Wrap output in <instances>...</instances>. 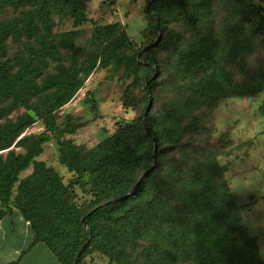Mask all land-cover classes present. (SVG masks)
I'll return each instance as SVG.
<instances>
[{
  "label": "trees",
  "instance_id": "trees-1",
  "mask_svg": "<svg viewBox=\"0 0 264 264\" xmlns=\"http://www.w3.org/2000/svg\"><path fill=\"white\" fill-rule=\"evenodd\" d=\"M213 1L153 0L148 19L154 29L167 30L180 19L178 6L184 19L197 24ZM235 1L249 21L240 46L264 40V6ZM6 6L27 8L21 16L0 21V121L4 119L0 124V151L8 149L0 154V219L19 210L31 224L33 244L46 243L62 264H82L91 250L105 254L111 264H133L129 246L143 239L149 241L148 259L152 264H264L258 238L248 232L241 207L223 178L226 167L216 161L204 173L173 168L169 172L172 183L164 182L161 174L144 179L134 195H129L134 171L172 149L159 147L155 152V143L162 146L163 141L187 131V127L175 125L166 133L154 117L142 119L147 109L94 148L62 140L60 159L76 175V182L88 175L94 194L107 198L104 202L98 199L90 208L77 206L72 201L74 182L65 184L59 173L37 159L45 143L75 130L59 127L57 110L75 97L98 65L105 67L112 60H122L127 49L136 52V64L129 67L128 76L132 74L145 83L147 93L158 84L155 68L160 70V62L150 46L136 48L118 23H95L93 39L98 47L82 59V47L74 42V31L55 34L52 13L62 11L76 24L83 23L88 20L84 0H0V11ZM228 21L226 38L200 37L192 42L188 55L190 62L206 57L212 64L198 95L210 97L213 103L228 94L248 97L264 92V79L235 83L232 74L220 65L225 57L223 42L237 39L242 28L238 15ZM9 41L24 46L12 58H8ZM64 48L70 53L63 54ZM142 50L139 61L137 53ZM7 100L10 102L5 104ZM150 102L149 112L152 99ZM18 105L26 112L15 120L8 118ZM259 110L264 116V100ZM38 118L45 130L23 134ZM14 143L25 151L10 148ZM29 167H33L32 173L21 178V172ZM177 193L181 199L176 204L172 197ZM169 205L175 211L166 218Z\"/></svg>",
  "mask_w": 264,
  "mask_h": 264
},
{
  "label": "rangeland",
  "instance_id": "rangeland-1",
  "mask_svg": "<svg viewBox=\"0 0 264 264\" xmlns=\"http://www.w3.org/2000/svg\"><path fill=\"white\" fill-rule=\"evenodd\" d=\"M84 1L88 20L83 23L76 24L73 17L63 16L62 11L52 13L55 34L60 36L64 32L74 31V42L82 47L81 58L84 59L98 47V42L93 39L95 23H118L126 30L136 48H153L160 62V70L155 68L158 73L155 81L158 84L153 92L147 93L145 83L132 74L128 76L129 67L136 64L134 50L127 49L125 58L112 60L108 66L98 65L86 77L85 84L75 97L56 112L59 127L71 126L74 132L65 133L63 137L57 135L45 143L37 159L45 161L47 166L59 173L65 184L74 182L72 201L77 206H86V209L94 206L98 199L104 202L107 198L97 197L92 191L87 182L88 175L76 182V175L61 162L62 140L71 139L87 149L94 148L122 124L140 118L152 99V109L142 119L154 117L166 133L168 127L175 125L187 127V131L177 138L163 141L162 146L155 143L156 152L159 147L172 149L159 158L148 160L134 171L129 194L134 195L133 189L144 179L150 180V177L156 178L161 174L164 182L172 183L169 172L173 168H182L189 173H204L216 161L226 167L223 178L229 183L234 199L241 207L248 232L257 236L264 259V116L259 110L264 92L248 97L228 94L213 103L210 97L198 95L201 85L211 73L212 64L206 57H203V61H188L194 40L203 36L215 40L218 37L226 38L228 19L238 15L242 27L239 37L228 43L223 42L221 49L225 57L220 60V65L232 74L235 83L264 79V40L240 46V41L248 32L249 21L238 2L214 0L210 10L203 11L204 19L197 24L184 19L183 11L177 6L180 19L167 30H156L148 19L153 0ZM185 1L192 3L193 0ZM248 1L264 6V0ZM26 8L6 6L0 11V21L21 16ZM23 49V45L9 41L8 58ZM62 52L68 54L70 49L64 48ZM142 52L137 53L139 61V53ZM9 102L7 100L5 104ZM25 112L26 108L18 105L8 118L15 120ZM44 130L45 125L38 118L23 134H39ZM13 147L17 151H25L24 148L15 147V143L10 148ZM7 150L0 151V154H5ZM32 171L33 167H29L21 172L20 177H26ZM16 193L17 187L14 195ZM180 199L177 193L172 197V202L177 204ZM174 211L175 207L169 205L166 218L173 216ZM148 246L146 239L129 246L133 264H152L148 259ZM82 264L111 263L102 252L91 250Z\"/></svg>",
  "mask_w": 264,
  "mask_h": 264
},
{
  "label": "crops",
  "instance_id": "crops-1",
  "mask_svg": "<svg viewBox=\"0 0 264 264\" xmlns=\"http://www.w3.org/2000/svg\"><path fill=\"white\" fill-rule=\"evenodd\" d=\"M34 241L31 224L14 209L0 219V264H62L44 242Z\"/></svg>",
  "mask_w": 264,
  "mask_h": 264
},
{
  "label": "water",
  "instance_id": "water-1",
  "mask_svg": "<svg viewBox=\"0 0 264 264\" xmlns=\"http://www.w3.org/2000/svg\"><path fill=\"white\" fill-rule=\"evenodd\" d=\"M139 55H140V53H139ZM151 105H152V102H150V104H149V106H148V108H147V110H146V112H145V115L149 112V110H150V108H151ZM155 152H156V148H155ZM140 183V181L138 182V184ZM138 184H137V186H138ZM136 186V187H137ZM136 187H135V189H133V191L132 192H134L135 190H136ZM130 195V194H129ZM83 220H85V219H83ZM80 254H81V252L78 254V257L80 256Z\"/></svg>",
  "mask_w": 264,
  "mask_h": 264
}]
</instances>
